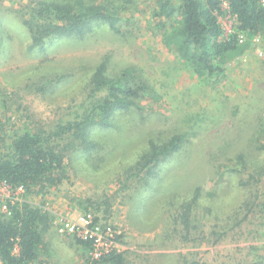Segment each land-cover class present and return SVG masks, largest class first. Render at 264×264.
<instances>
[{"label": "rangeland", "instance_id": "obj_1", "mask_svg": "<svg viewBox=\"0 0 264 264\" xmlns=\"http://www.w3.org/2000/svg\"><path fill=\"white\" fill-rule=\"evenodd\" d=\"M44 1L0 0V137L6 135L10 142L30 129L53 126L86 110L92 99L107 92L95 91L91 82L102 63L107 77L123 82L133 77L144 90L134 99L142 108L118 113L113 127L94 129L103 146L98 156L69 154L68 179L58 188L46 194L0 193L1 211L4 204L12 203V210L16 203L27 202L50 213V247L41 261H91L92 243L89 248L59 230L66 221L83 226L84 216L91 215L96 226H111L119 235L117 242L106 241L96 250L115 249L124 254L125 264H264V230L258 224L264 211L248 219L252 222L237 225L246 211L241 204L251 193L241 181L247 175L228 170L222 175L223 167L218 168L238 149L250 148L248 137L264 121V36L246 40L241 33L245 41L236 54L216 58L222 70L199 77L172 44L165 43L164 34L172 32L173 23L159 24L158 0H57L76 9L110 4L127 20L121 32L107 23H93L85 34L55 35L31 48L32 33L25 21ZM219 21L225 36L238 30L228 5ZM193 129L188 148L161 163L149 178L146 171H127L150 140L160 142ZM199 186L202 194L192 208L197 234L186 240L175 219ZM258 227L262 232L254 238L250 230Z\"/></svg>", "mask_w": 264, "mask_h": 264}, {"label": "trees", "instance_id": "obj_2", "mask_svg": "<svg viewBox=\"0 0 264 264\" xmlns=\"http://www.w3.org/2000/svg\"><path fill=\"white\" fill-rule=\"evenodd\" d=\"M262 2L261 0H180L175 3L173 0H158L155 17H158V22L163 27L169 22L173 23L172 32L164 34L165 43L172 44L171 48L194 68L199 77L213 76L222 70V67L216 63V58L236 54L239 45L245 41V38H240L241 33L246 36V40L264 36V2ZM224 5H228L230 13L236 17L238 23V30L228 36H225V30L219 21ZM73 6V3L68 1L42 2L36 15L25 21L32 33L31 48L42 45L45 39L55 35L85 34L91 31L93 23H107L117 32H121V23L127 20L122 18L117 10L110 8V4L92 3L82 5L78 9ZM51 10L53 13H50ZM105 72L106 64L102 63L91 82L95 91L107 92L103 97L92 99L86 110L79 111L71 119H62L53 126L30 129L13 137L10 142L6 135L0 137V184L7 182L13 187L22 185L28 194H46L68 179V165L72 161L69 154L81 151L90 153V157L99 155L103 146L93 135L94 129L113 127L118 113L128 112L134 107L142 108L134 99L144 90L143 84L132 81L133 77L123 82L120 78L107 77ZM56 78L60 79V77ZM257 121L260 122V119ZM193 130L176 133L160 142L150 140L149 148L127 171L133 174L146 171L148 174L146 177L149 178L161 163L169 160L179 150L188 148L186 146L191 141L190 137L196 134ZM256 130L248 137L250 148L247 146L238 149V153L230 162L226 164L222 162L218 167L219 169L223 167L220 173L222 175L227 170L235 174L247 175L241 181L245 186H250L251 193L241 204V211H246L243 220H238L237 225L246 223L250 218L256 219V215L264 211V198L260 194L262 190L260 186L264 184L263 120ZM202 189L200 186L195 188L193 195L181 206L182 211L175 219L177 225L181 223V233L186 240L197 234L194 230L197 223L192 217V208L200 198ZM11 207L13 209L10 213L1 211L0 208L2 263L44 264L41 256L50 247L46 239V234L52 226L50 213L27 202H18ZM260 218L263 221L258 224L264 230V213ZM261 227L250 230V233H254V238H258L261 234ZM198 237L200 238L199 235ZM204 237L209 238V235ZM191 240L196 239L191 238ZM77 241L91 247L89 240L77 238ZM248 247L257 248L254 245ZM91 257L92 260H87L86 264H125L126 261L123 253L116 254L115 251L101 261L100 258Z\"/></svg>", "mask_w": 264, "mask_h": 264}, {"label": "built area", "instance_id": "obj_3", "mask_svg": "<svg viewBox=\"0 0 264 264\" xmlns=\"http://www.w3.org/2000/svg\"><path fill=\"white\" fill-rule=\"evenodd\" d=\"M24 191L26 190L22 185L13 187L7 182H2L0 184V193L7 192L11 196H14L19 193H23ZM3 208H5L4 210L8 211L9 213L11 212L8 204H4ZM84 217L86 220L83 226L73 224L71 221H66L65 223L61 224V227L59 228L60 232L66 235H72L74 237L81 238L83 240L91 241L94 248V255L97 258H102L114 252L115 249H108L107 251H97L96 249H100L101 247L107 245L108 243L106 241L117 242L119 240L117 231L111 226H108L107 228L102 225L96 226L95 221L97 219L93 218L91 215H85Z\"/></svg>", "mask_w": 264, "mask_h": 264}]
</instances>
